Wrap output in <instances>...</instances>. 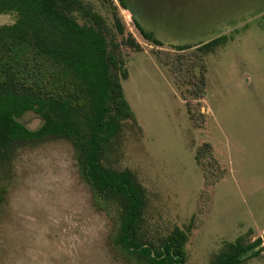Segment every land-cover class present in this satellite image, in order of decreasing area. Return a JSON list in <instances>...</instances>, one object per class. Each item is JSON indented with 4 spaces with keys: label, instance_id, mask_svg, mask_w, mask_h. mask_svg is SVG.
<instances>
[{
    "label": "rangeland",
    "instance_id": "1",
    "mask_svg": "<svg viewBox=\"0 0 264 264\" xmlns=\"http://www.w3.org/2000/svg\"><path fill=\"white\" fill-rule=\"evenodd\" d=\"M84 2L127 71L135 121H122L106 164L129 169L146 190L141 236L157 244L187 231L185 264H211L238 237L263 238L264 0H125L126 9L112 0L123 34L109 2ZM15 19L0 14V26ZM19 120L41 124L32 111ZM118 217L117 206L95 201L66 139L17 145L0 165V264H144L116 247ZM261 246L240 264H264Z\"/></svg>",
    "mask_w": 264,
    "mask_h": 264
},
{
    "label": "trees",
    "instance_id": "2",
    "mask_svg": "<svg viewBox=\"0 0 264 264\" xmlns=\"http://www.w3.org/2000/svg\"><path fill=\"white\" fill-rule=\"evenodd\" d=\"M114 24L124 26L112 0ZM126 9L125 0H117ZM16 14L11 24L0 26V165L17 145L46 136L70 142L78 172L95 201L104 209L113 204L119 212L114 243L144 264H185L188 232L178 227L157 244L141 236L146 190L127 168L106 164L113 139L122 121H135L121 79L127 78L123 60L108 48L103 17L84 0H0V14ZM87 23L80 24L76 16ZM140 34L156 45L161 42L139 23ZM215 38L197 49L220 43ZM126 44L141 45L128 33ZM32 111L41 119L36 129L19 118ZM263 238L252 242L238 237L227 242L211 264H240L246 253L257 256Z\"/></svg>",
    "mask_w": 264,
    "mask_h": 264
}]
</instances>
